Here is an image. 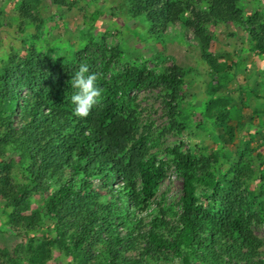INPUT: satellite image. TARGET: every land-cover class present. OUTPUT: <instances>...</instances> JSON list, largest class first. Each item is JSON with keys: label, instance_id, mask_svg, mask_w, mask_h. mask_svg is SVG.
<instances>
[{"label": "rangeland", "instance_id": "1", "mask_svg": "<svg viewBox=\"0 0 264 264\" xmlns=\"http://www.w3.org/2000/svg\"><path fill=\"white\" fill-rule=\"evenodd\" d=\"M175 2L190 6L184 21L158 26L153 31L151 21L146 16H137L129 0H0V68L15 54L25 60L33 52L40 61L50 59L63 65L54 72L57 79H64L65 75L71 80L81 63L97 75V69L108 59H113L110 74L128 65L147 66L157 73L175 66L181 68L184 83L177 121L182 129L167 115L163 103L166 91L161 86L130 92L124 107L136 109L134 138L145 137L146 157L155 158L157 164L163 163L166 172L149 200V207L139 211L145 223L142 230H149L148 224L157 214L171 222V226L178 224L184 181L171 150L180 148L200 163L211 161L210 174L213 173L216 185H199L197 194L201 204L217 206L219 211L223 209V199L228 203L230 198L238 196L244 201L243 212L253 218L251 229L262 242L260 255L254 260L264 264V51L259 49L246 24L208 26L207 33L212 37L209 52L224 68L214 73L217 80L213 84L219 91L211 98L208 84L214 69L203 59L202 45L193 29L184 23L190 25L199 13L205 12L208 1ZM241 6L247 15L264 17V0H243ZM12 84L11 93L0 95L6 101L12 94L18 96L13 130L0 138V264H18L13 250L25 251L32 240L39 244L43 233H48L47 226L54 228L62 220L66 224L64 232L58 233L56 229L45 241L50 249L48 264H105L99 247L93 246L80 256L76 254L73 246L79 229L72 225L75 218L70 213L50 217L47 202L57 192L54 181L48 176L42 184L43 192L32 183L31 172L37 169L27 164V159L31 149L42 140L44 131L37 128L25 132L22 122L26 120L23 121L21 112L31 108L40 91L52 96L56 105L51 85H35L33 90L19 87L17 81ZM213 101L214 107L210 109ZM43 105L45 113L52 108ZM209 112L214 117H209ZM63 171L67 177L70 175L68 169L53 173V168L50 174L42 172V175L57 176ZM135 182L140 188L141 179ZM94 184L96 195L106 201L122 189L123 180L117 177L107 186L97 179ZM13 198L19 200L14 220L9 215L12 209L6 207ZM128 207L134 208L130 199ZM13 223L15 230L11 234L8 229ZM161 232L170 235L168 228ZM137 244L141 247L129 250L126 255L139 257L144 238H139ZM159 256H145L143 264H216Z\"/></svg>", "mask_w": 264, "mask_h": 264}, {"label": "trees", "instance_id": "2", "mask_svg": "<svg viewBox=\"0 0 264 264\" xmlns=\"http://www.w3.org/2000/svg\"><path fill=\"white\" fill-rule=\"evenodd\" d=\"M129 1L137 16H146L151 21L153 31L158 26L176 25L184 21L190 7L175 0ZM207 1L208 9L197 15L190 24L192 27L184 23L193 29L202 45L203 59L214 69L208 84L209 96L213 98L219 91L213 84L217 80L214 73L224 68L209 52L212 37L207 33L210 29L208 26L229 22L246 24L247 31L259 49L264 51V17L247 15L241 6L243 0ZM4 63L0 68V95L11 93L13 81H17L19 87L28 86L31 89L35 85L49 83L53 90L51 94L56 95L55 105L52 96L40 91L39 99L33 101L31 108L21 112L24 113L23 121L26 120L22 122L25 132H33L37 128L44 131L42 140L31 149L27 164L37 169L32 170L31 174L32 183L39 191L43 192L42 184L48 176L54 181L57 192L47 202L50 217L70 213L75 218L72 225L79 230L73 248L78 256L94 246L101 248L100 255L105 264H143L144 257L151 255L216 264L226 261L230 264H261L254 259L260 255L262 242L251 229L253 218L246 217L243 212L244 201L238 196L230 198L231 202L228 203L223 199V209L219 211L217 206L201 204L197 194L199 185H216L213 173L210 174L211 161L207 159L200 163L180 148L171 150L184 181L178 224L171 226V222H166L161 214H157L151 218L149 230H142L145 223L139 217V211L143 212L149 207V200L166 172L163 163L157 164L155 158L146 157L145 137L134 138L138 122L136 109L124 107L130 92L147 86H161L166 91L163 103L167 115L175 126L182 129L177 121L184 83L181 68L175 66L157 73L147 66L128 65L110 74L113 59H108L96 71V83L102 90L98 102L87 116L78 117L74 115L70 103L75 91L71 87V80L65 75L64 79L55 76L57 68L63 65L54 64L50 59L40 61L35 52L25 60H20L15 54ZM10 97L7 101L0 98V138L13 130V118L18 114L15 107L18 96L12 94ZM44 103L52 107L47 113L42 111ZM214 104L215 101L210 109ZM208 116L214 117V114L209 112ZM260 131L257 129L256 132L261 134ZM52 168L53 173L68 169L70 175L67 177L64 171L57 176L42 175V172L50 174ZM117 177L123 180V187L116 191L117 195L110 196L106 201L96 195L93 189L97 179L108 186ZM138 178L141 179L140 188L135 182ZM128 199L134 208L128 207ZM18 202L13 198L6 204L12 209L9 215L13 220ZM65 225L62 220V224H56L54 228L47 226L48 233H43L39 244L32 240L25 251L14 249L12 253L18 257L17 263L48 264L50 249L45 241L56 229L58 233L64 232ZM14 227V223L11 224L8 232L13 234ZM166 228L169 236L161 232ZM139 238H144L140 256L126 255L129 250L141 247L137 244Z\"/></svg>", "mask_w": 264, "mask_h": 264}, {"label": "clouds", "instance_id": "3", "mask_svg": "<svg viewBox=\"0 0 264 264\" xmlns=\"http://www.w3.org/2000/svg\"><path fill=\"white\" fill-rule=\"evenodd\" d=\"M97 76L89 71V66L81 63L71 78V87L75 89L70 97L72 111L78 117H85L101 96V89L96 83Z\"/></svg>", "mask_w": 264, "mask_h": 264}]
</instances>
